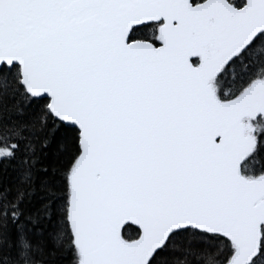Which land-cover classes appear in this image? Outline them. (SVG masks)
<instances>
[{
    "label": "snow or ice",
    "instance_id": "snow-or-ice-1",
    "mask_svg": "<svg viewBox=\"0 0 264 264\" xmlns=\"http://www.w3.org/2000/svg\"><path fill=\"white\" fill-rule=\"evenodd\" d=\"M0 264H264V0H0Z\"/></svg>",
    "mask_w": 264,
    "mask_h": 264
},
{
    "label": "trees",
    "instance_id": "trees-1",
    "mask_svg": "<svg viewBox=\"0 0 264 264\" xmlns=\"http://www.w3.org/2000/svg\"><path fill=\"white\" fill-rule=\"evenodd\" d=\"M4 179H7V177H3Z\"/></svg>",
    "mask_w": 264,
    "mask_h": 264
}]
</instances>
